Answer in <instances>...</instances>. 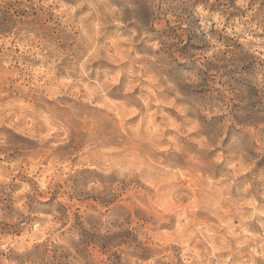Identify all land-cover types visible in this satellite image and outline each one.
<instances>
[{"label":"rangeland","instance_id":"obj_1","mask_svg":"<svg viewBox=\"0 0 264 264\" xmlns=\"http://www.w3.org/2000/svg\"><path fill=\"white\" fill-rule=\"evenodd\" d=\"M0 79V264H264V0H0Z\"/></svg>","mask_w":264,"mask_h":264},{"label":"bare ground","instance_id":"obj_2","mask_svg":"<svg viewBox=\"0 0 264 264\" xmlns=\"http://www.w3.org/2000/svg\"><path fill=\"white\" fill-rule=\"evenodd\" d=\"M1 80V79H0ZM1 83H3V82H1ZM162 83V82H161ZM186 108V107H185ZM192 111V110H191ZM194 112V111H193ZM19 116H21L20 114H19ZM22 118V117H21ZM196 123V122H195ZM92 136V135H91ZM135 145V144H134ZM137 147V146H136ZM148 150V149H147ZM241 157V156H240ZM197 164H198V162H197ZM198 167H200V166H198Z\"/></svg>","mask_w":264,"mask_h":264}]
</instances>
